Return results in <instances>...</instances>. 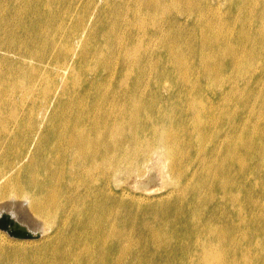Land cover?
Returning a JSON list of instances; mask_svg holds the SVG:
<instances>
[{
	"label": "bare ground",
	"instance_id": "obj_1",
	"mask_svg": "<svg viewBox=\"0 0 264 264\" xmlns=\"http://www.w3.org/2000/svg\"><path fill=\"white\" fill-rule=\"evenodd\" d=\"M8 193L0 264H264V0H0Z\"/></svg>",
	"mask_w": 264,
	"mask_h": 264
},
{
	"label": "rangeland",
	"instance_id": "obj_2",
	"mask_svg": "<svg viewBox=\"0 0 264 264\" xmlns=\"http://www.w3.org/2000/svg\"><path fill=\"white\" fill-rule=\"evenodd\" d=\"M161 161H162L161 159L155 157L152 161L142 164L138 170L136 169L130 174L131 176L129 175L123 179L122 181L123 189L129 194H132V195H135L141 198L153 197L165 191L167 189V186L165 183L168 177L164 176L166 174V168L163 162ZM11 197L12 195L8 193L4 198L0 200V204L4 202L7 203L6 201H9ZM6 213L7 215L10 216L9 214L10 211L5 212V214ZM16 213H17L16 217H17L18 224L24 227H27V229L34 228V223L32 219H30L28 213L22 206L21 207L18 206L16 208ZM0 237L3 239L0 242L6 241V242H10L16 245H23V244L25 245V244H28L29 242H32V240H37V238H32L29 240L13 238L9 236L3 230H0ZM41 237H42V234L40 233L38 239Z\"/></svg>",
	"mask_w": 264,
	"mask_h": 264
},
{
	"label": "water",
	"instance_id": "obj_3",
	"mask_svg": "<svg viewBox=\"0 0 264 264\" xmlns=\"http://www.w3.org/2000/svg\"><path fill=\"white\" fill-rule=\"evenodd\" d=\"M10 222H7L4 219H0V229L3 231H8V234L12 237H17V238H22V239H30L35 237V235L31 234L28 231L25 230H21L18 228L19 224L17 222H14L11 225V227H9Z\"/></svg>",
	"mask_w": 264,
	"mask_h": 264
}]
</instances>
